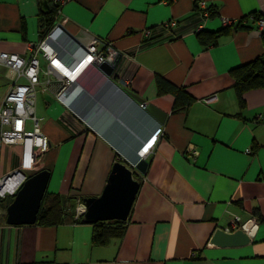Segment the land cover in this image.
<instances>
[{"label": "crops", "instance_id": "obj_1", "mask_svg": "<svg viewBox=\"0 0 264 264\" xmlns=\"http://www.w3.org/2000/svg\"><path fill=\"white\" fill-rule=\"evenodd\" d=\"M207 2L217 13L202 20L193 0L62 3L56 20L65 17L62 25L77 40L95 36L126 54L109 75L91 67L80 76L86 92L75 107L91 128L80 123L70 129L64 106L38 92L35 111L46 115L42 120L36 114L49 146L31 173L49 170L45 191L75 199L99 195L112 164L136 163L142 141L159 126L162 130L144 157L149 159L145 173L129 166L140 180L122 237L92 246L86 222L44 226L5 219L0 264H264V86L239 95L230 73L264 59V37L256 28L264 0ZM252 12L259 13L253 21ZM37 14V0H0V51L23 53L29 42L38 41ZM222 16L243 26L203 44L196 32L221 30ZM171 18L178 25L176 33L167 34L161 23ZM147 28L150 34L144 35ZM158 76L183 88L192 102L173 110L174 95L158 91ZM140 102L164 112L163 121ZM19 152V145L2 147L0 173L18 165ZM251 213L258 226L247 243L209 241L233 214Z\"/></svg>", "mask_w": 264, "mask_h": 264}, {"label": "built area", "instance_id": "obj_2", "mask_svg": "<svg viewBox=\"0 0 264 264\" xmlns=\"http://www.w3.org/2000/svg\"><path fill=\"white\" fill-rule=\"evenodd\" d=\"M52 1L61 6L65 0ZM193 3L200 20L209 17L207 0H193ZM65 20V17L56 20L43 37L36 42H29L23 53L0 51V153L3 146H20L18 165L0 173L1 223H5L7 205L3 199L15 194L34 170L37 158L49 146L48 137L41 130V121L35 111L38 92L50 94L64 106L63 118L70 129H79L80 123L83 127L91 128L92 124L75 107V103L82 97L78 101L76 99L82 92L83 95L86 92L80 84V76L91 67L98 68L102 62L112 63L117 56L126 54L125 51H117L111 41L95 36H90L83 43L70 37L63 38L60 24ZM221 23L222 26H227L236 22L222 16ZM177 25L174 18L161 23L167 34H173ZM200 26L201 23H198L196 28ZM256 28L264 33L263 14L257 17ZM150 31V28L145 29L144 35H149ZM123 82L128 85L130 80L124 79ZM140 105L144 107L145 104L140 102ZM161 130L159 126L146 141H142L137 150L139 157H145L150 152L153 143L147 147V142L152 141L156 134L158 136ZM191 153L195 154L197 151L192 150ZM128 164L131 167L135 165L132 162ZM85 211L83 200L77 196L74 217H81ZM257 226L255 214L251 213L246 218L233 214L221 229L226 232L241 229L251 239Z\"/></svg>", "mask_w": 264, "mask_h": 264}, {"label": "water", "instance_id": "obj_3", "mask_svg": "<svg viewBox=\"0 0 264 264\" xmlns=\"http://www.w3.org/2000/svg\"><path fill=\"white\" fill-rule=\"evenodd\" d=\"M60 27L70 38L80 42L62 24H60ZM118 60L119 56L112 63L102 62L98 67L109 75ZM144 108L155 116L159 122H162L165 118L166 114L151 104H146ZM146 166L147 160L140 158L135 163L134 168L138 172L144 173ZM48 178V169L37 170L26 177L22 185L11 197L10 202L6 205L5 219L7 223L33 224L35 222L36 213L46 190ZM138 187L139 180L133 175L132 169L123 162L115 161L108 173L101 193L96 196L82 198L86 211L83 213L81 220L86 223L113 218L126 220ZM209 241L221 246H234L247 243L249 237L241 229L226 232L218 227L212 232Z\"/></svg>", "mask_w": 264, "mask_h": 264}, {"label": "trees", "instance_id": "obj_4", "mask_svg": "<svg viewBox=\"0 0 264 264\" xmlns=\"http://www.w3.org/2000/svg\"><path fill=\"white\" fill-rule=\"evenodd\" d=\"M37 5V20L40 39L56 21L57 10L60 5L58 3H54L52 0H37ZM209 10L212 15L217 13L215 7L212 5H209ZM258 15V12H252L250 13L249 18L253 21V19H255ZM242 26L243 24L241 21H238L232 25L222 26L221 30L213 32L199 30L196 32V36L200 39V41H202L203 44L213 43L222 32ZM262 36L264 37V33H262ZM230 73L234 78L236 85L235 88L239 95H241V93L248 88L264 86V59L256 58L244 65H240L232 69ZM156 80L158 91L160 93L169 92L174 95L173 110L184 108L192 102L193 98L190 97L183 88L175 86L161 76H158ZM148 163L149 159L147 160V165ZM133 175L138 180H140L139 173L134 172ZM10 200L11 197H6L3 199L5 204L9 203ZM75 205L76 199L71 195L45 191L42 196L39 209L36 213L35 222L33 224L45 226L57 225L67 222H83L81 220L82 216L78 218L74 217ZM128 220V217L126 220L113 218L97 220L95 222L89 223L91 228L89 237L90 245L104 246L110 243V241L113 239L122 237L126 231Z\"/></svg>", "mask_w": 264, "mask_h": 264}, {"label": "rangeland", "instance_id": "obj_5", "mask_svg": "<svg viewBox=\"0 0 264 264\" xmlns=\"http://www.w3.org/2000/svg\"><path fill=\"white\" fill-rule=\"evenodd\" d=\"M1 90H2V88H0V91H1ZM57 103H58V102H57ZM59 103H60V102H59ZM59 103H58V104H59ZM59 105H60V104H59ZM61 108H62V107H61ZM36 114H39L38 116H40V115H41V116H42V120H43V117L45 118V116H46V115H45V113H44L43 111H42V112H40V111H37V113H36ZM19 150H20V146H19ZM4 161H7V162H8V158H6V157H3V162H4Z\"/></svg>", "mask_w": 264, "mask_h": 264}, {"label": "clouds", "instance_id": "obj_6", "mask_svg": "<svg viewBox=\"0 0 264 264\" xmlns=\"http://www.w3.org/2000/svg\"><path fill=\"white\" fill-rule=\"evenodd\" d=\"M156 137H157V134L153 137L152 141L149 140V141L147 142V144H148V145L146 144L147 147H149V146L155 141ZM149 142H150V143H149ZM139 147H140V146H139ZM137 150H138V149H137ZM140 158H144V157H139V159H140Z\"/></svg>", "mask_w": 264, "mask_h": 264}]
</instances>
